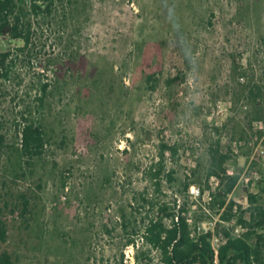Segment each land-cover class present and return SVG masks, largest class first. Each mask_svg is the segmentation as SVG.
<instances>
[{"label":"rangeland","instance_id":"obj_1","mask_svg":"<svg viewBox=\"0 0 264 264\" xmlns=\"http://www.w3.org/2000/svg\"><path fill=\"white\" fill-rule=\"evenodd\" d=\"M36 28L24 53L23 42L0 37L13 60L0 82V255L132 264L147 250L143 218L183 199L185 183L200 190H189L192 229H213L220 246L216 224L236 219L221 221L209 205L220 184L209 176L211 148L229 156L227 175H240L228 200L245 209L254 194L264 206V0H59L53 21ZM44 83L50 96L38 109ZM31 120L46 132L38 155L22 144ZM161 143L179 152L166 160L174 181L158 190L150 169ZM149 257L160 264L156 250Z\"/></svg>","mask_w":264,"mask_h":264},{"label":"trees","instance_id":"obj_2","mask_svg":"<svg viewBox=\"0 0 264 264\" xmlns=\"http://www.w3.org/2000/svg\"><path fill=\"white\" fill-rule=\"evenodd\" d=\"M59 0H0V37L23 42L18 51L24 53L33 45V38L37 34L36 27L49 24L55 17ZM11 53L3 52L0 48V82L8 80L12 72ZM51 84H41L39 95L36 97L38 109H44L50 96ZM254 100L260 96V89L250 90ZM260 105V104H258ZM32 111V110H31ZM46 132L42 124L28 121L22 130V144L24 151L30 155H38L45 146ZM179 147L167 143L160 144L159 161L150 169L151 179L160 190L164 177L174 181V171L167 172V155L175 158ZM210 155L214 168L209 176H217L220 184L212 193L209 205L220 213V220L231 222L236 219L233 227H226L222 222L216 224V231L221 233L224 241L219 246L217 260L211 242L212 232H201L195 225L192 229L188 213L190 211L189 190L192 183L184 184V198H177L173 205L163 203L159 206L158 214H147L143 218L142 240L143 247L135 254L134 264H148L152 250L159 253L160 264H264V206L260 205L257 196L248 194L250 206H243L234 200H228L240 181V175H227L225 162L229 156L222 154L218 148H211ZM223 174V176H221ZM143 200L149 207H154L148 198ZM250 212V219L245 215ZM205 215L198 218L204 222ZM240 225L246 232L241 236H234V228ZM7 226L0 218V242L7 239ZM255 238V243L250 241ZM130 245L135 246V240L129 239ZM146 257V258H145ZM0 264H14L9 254L0 255ZM119 264H125L121 261Z\"/></svg>","mask_w":264,"mask_h":264},{"label":"built area","instance_id":"obj_3","mask_svg":"<svg viewBox=\"0 0 264 264\" xmlns=\"http://www.w3.org/2000/svg\"><path fill=\"white\" fill-rule=\"evenodd\" d=\"M229 175H233V174H230ZM191 194H193L195 197H198L200 195V190L198 188H196L195 186H192L191 187ZM211 231L212 232V238L213 240L211 241L212 242V245H213V249L215 251V257H216V260H217V256H218V252H219V245L215 243V236H214V230L211 229V230H204L203 232L206 233V232H209ZM133 247V246H132ZM133 252V248L131 250ZM129 257V256H128ZM132 264H134V260H135V254L133 256V259H132Z\"/></svg>","mask_w":264,"mask_h":264}]
</instances>
